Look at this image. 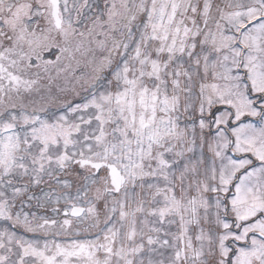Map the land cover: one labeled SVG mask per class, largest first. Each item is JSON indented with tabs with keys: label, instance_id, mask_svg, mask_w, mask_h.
<instances>
[{
	"label": "snow or ice",
	"instance_id": "1",
	"mask_svg": "<svg viewBox=\"0 0 264 264\" xmlns=\"http://www.w3.org/2000/svg\"><path fill=\"white\" fill-rule=\"evenodd\" d=\"M0 264H264V0H0Z\"/></svg>",
	"mask_w": 264,
	"mask_h": 264
}]
</instances>
